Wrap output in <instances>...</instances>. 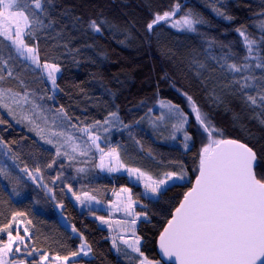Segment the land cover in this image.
I'll use <instances>...</instances> for the list:
<instances>
[{
	"label": "trees",
	"instance_id": "trees-1",
	"mask_svg": "<svg viewBox=\"0 0 264 264\" xmlns=\"http://www.w3.org/2000/svg\"><path fill=\"white\" fill-rule=\"evenodd\" d=\"M44 8L37 13L42 23L33 24L32 35L26 30L24 40L37 48L41 64L59 66L58 87L53 90L43 68L23 59L12 41L0 36V76L4 77L0 88L33 95L52 109L62 107L69 130L78 139L83 140L87 127L103 138L106 147L137 148L139 166L147 172L158 168L163 175H184L186 181L153 200L127 176L101 174L96 163L92 168L98 179L94 180L85 171L90 167L86 160L60 158L0 108V117L6 121L0 124V169L4 173L0 174V226L9 223L15 213H24L12 231L15 235L18 227L20 235L29 237L24 255L13 259L33 264L39 254H47L70 260L73 252L81 254L85 242L91 247V259L79 254L72 264H140L143 260L125 245H113V232L75 205L69 184L77 195L88 193L102 203L131 188L136 212L146 214L142 225L145 247L159 255V236L193 187L201 149L207 143L192 102L207 114L218 130L217 138L253 148L257 177H264V102L260 99L264 96V0H47ZM173 11L176 20L191 13L202 23L196 31H180L169 22L148 30L157 14ZM93 20L101 26L100 32L90 27ZM238 30L255 41L251 54ZM258 63L262 67H256ZM232 64L241 71L230 70ZM162 101L180 107L188 116L189 148L183 139L179 145L163 142L140 126ZM112 113L123 125L106 134L101 127L112 120ZM25 168L27 173L22 171ZM34 175L38 181H33ZM61 215L78 235L62 223ZM0 241L6 242V233H0ZM28 251L33 252L32 258L26 255Z\"/></svg>",
	"mask_w": 264,
	"mask_h": 264
},
{
	"label": "snow or ice",
	"instance_id": "snow-or-ice-1",
	"mask_svg": "<svg viewBox=\"0 0 264 264\" xmlns=\"http://www.w3.org/2000/svg\"><path fill=\"white\" fill-rule=\"evenodd\" d=\"M46 2L47 0H28V3L25 4L24 0H0V36L11 40L21 56H25L36 67L43 68L52 88L56 89L58 87L56 73L60 72L59 66L47 62L41 64L37 48L30 47L24 40L26 30H28V35H32L33 24L38 26L42 23L37 13L45 11L44 4ZM28 4L31 5V8L28 7ZM179 7L176 5L177 10ZM217 11L219 12L218 9ZM219 14L224 15L222 12ZM174 15V11L165 12L162 15L157 14L154 20L147 25L148 30L151 31L155 24L169 20ZM226 18L230 19V17ZM199 23L202 21L191 13L176 21V24L185 26L189 31H196V25ZM90 27L96 32L101 31V26L95 20L90 22ZM238 31L244 37L245 43L248 45V52L251 54L255 41L249 39L245 31ZM256 67H262V65L258 63ZM229 68L235 72L241 71V68L236 64L229 65ZM11 75L12 73L9 71L8 76ZM3 79L4 77L0 76V80ZM246 79L248 78L246 77ZM14 97H20V94L13 93L10 89L0 88V108L6 109L7 113L17 123L27 120L29 124H33L31 117L27 115L17 119L12 106L5 102L6 98ZM27 99L28 97L25 95L13 102H27ZM248 99L252 104H256L255 98L249 96ZM260 99L264 102V96H261ZM188 100L192 101V98L189 96ZM161 106L175 107L165 105L163 101ZM34 107L37 106L34 105ZM192 107L195 120L205 134L207 143L201 149L199 175L195 180V186L184 195L183 202L175 209L174 215L159 236L160 251L172 264H264V177H257L255 170L257 167L256 152L252 147L237 140L217 138L218 130L211 123L207 114L202 113L194 102H192ZM59 111L64 113L62 107ZM176 111L182 117L176 126L177 130H180L187 124V117L179 109ZM111 115L115 116L116 113ZM4 123L6 121L0 117V124ZM96 123L99 124L100 122L97 121ZM105 123L108 121L106 120ZM30 130H35L45 143L53 144L52 139L42 135L43 129L36 127L35 129L30 128ZM83 131L89 133V128L85 127ZM52 135H62V133H52ZM184 138L185 140L190 139L187 133H185ZM88 139L101 153L104 152V149L97 144L99 136L89 133ZM2 143L3 140L0 138V144ZM53 146L56 147L55 154L60 156V148L55 144ZM185 148H187V144H185ZM84 154V152L81 153V155ZM109 155H114L117 161L119 160L116 149H112ZM100 165L101 167L105 166L103 155L100 157ZM48 166L51 167L52 165L49 164ZM117 170V167H108V171ZM22 171L27 173L28 169L25 168ZM77 171H83V169H77ZM127 172L130 175L138 173L137 178L145 175L137 168H129ZM0 174H4L2 169H0ZM165 176L166 179L152 180L150 184L146 183L145 187L152 193L158 194L160 186L166 184L168 179L173 177L179 180L185 179L184 175H177L173 172H168ZM59 178L58 176L57 179ZM148 179L151 180V177ZM122 191L128 192L130 190L125 188ZM68 192L72 193L77 201H81V196L73 192L70 184L68 185ZM83 195L89 200L95 199L88 193ZM22 216L24 213L17 212L11 217L9 223L0 226V233H6V242L0 241V264H9L6 257L13 252V245H16V253L20 252L21 246L28 247L25 240L29 237L20 235L18 227L15 230V235L12 231L13 224L22 222L18 221L17 217ZM138 216L139 214H137ZM98 219L101 220V223H108L103 217ZM27 223L30 224L31 221H27ZM132 223L134 224L135 220ZM73 230L75 231V229ZM23 231L28 233L29 230L25 227ZM139 242L137 237L135 245L129 246L135 252H140L137 246ZM113 245L115 246V238H113ZM80 251L87 256L91 247L86 243L82 244ZM79 254V252H73L72 256L75 257ZM140 254L143 255V253ZM26 255L31 256L33 252L28 251ZM53 259L66 264L69 257L55 256ZM48 260L47 254H39V260L34 261L33 264H45ZM11 264H23V262L13 259ZM140 264H154V262L145 257Z\"/></svg>",
	"mask_w": 264,
	"mask_h": 264
},
{
	"label": "rangeland",
	"instance_id": "rangeland-1",
	"mask_svg": "<svg viewBox=\"0 0 264 264\" xmlns=\"http://www.w3.org/2000/svg\"><path fill=\"white\" fill-rule=\"evenodd\" d=\"M176 19L174 16L170 17L169 20L166 21H160V22H169L171 26L177 30H187L189 31L185 26L176 24ZM15 46V45H14ZM16 48V47H15ZM18 53V52H17ZM19 54V53H18ZM20 55V54H19ZM21 56V55H20ZM23 59L33 64L29 59H26L25 56H21ZM45 74L47 75L46 71L43 69ZM60 75V72L56 73V77L58 79ZM57 81V80H56ZM50 87L51 82L48 80ZM53 89V88H52ZM54 90V89H53ZM25 95H20V97H23ZM20 97H14V98H6L5 102L9 103L13 110L16 113L17 119H20L23 115H27L31 117L33 124H29L27 120H22L19 124L21 126H25L27 128H33L39 127L40 129H43L42 135H44L48 139L53 140V144H55L57 147L60 148L61 155L59 156L62 159L70 160L73 162H80L81 160H86L88 166L86 167L85 171L90 172L92 175V178L96 180L98 179V173H95L93 171V165L94 163L97 164L99 172L101 174H106L110 177L116 176V175H123L127 176L129 180L135 184L143 187L144 194L149 197L150 199L157 200L161 193L165 192L168 188L174 186L175 184H183L186 179L179 180L175 179L173 177L172 179H168L167 183L160 186L159 192L152 193L148 188L145 187L146 183H151L152 180H160V179H166V176L163 175L162 171L158 168H156L153 172H147L142 168V166H139V157L136 150L137 148L132 147L131 145H128V148L125 147V145L119 144L118 146H112V147H106L105 143L103 141V138L97 134L91 133L92 135L99 136V140L97 141V144H99L100 148L104 149V152L101 153L95 145L92 144V142L88 139L89 133H84L83 140L85 139L87 141V144L76 137L68 128L67 123V117L64 113H61L58 109L54 108L52 109L49 107L46 103L38 100L33 95H27L28 99L27 102H20V103H14V100H19ZM165 105H172L175 106L174 108L168 107V106H161V102L156 108L154 113H151L147 116V118L140 123V126L143 127L145 130L149 131L150 133L157 134L156 136L159 137L160 140L163 142H167L170 144H181V139H183L186 144L190 142L191 137L187 133V129L189 127V120L188 116L183 112V110L173 105L169 102L163 101ZM37 106V107H34ZM176 109H179L184 116L187 117V124L184 125L183 129L177 130V125L182 119L179 112L176 111ZM122 122L117 116L112 117V120L101 127V129L107 134L111 130H113L116 127L122 126ZM38 139L48 148L54 150L56 152V147L53 146V144L45 143L43 139L40 138V135H37V132L35 130H31ZM52 133H62V135H52ZM185 133L188 134L190 139L185 140ZM156 137V138H157ZM187 148L189 146L187 145ZM186 148V149H187ZM112 149H116V155H118L119 160L117 161L116 156L109 155ZM84 152V155H81V153ZM66 153V154H65ZM104 156V167H101L100 165V157ZM71 157V159H69ZM117 167V171H108V167ZM144 167V166H143ZM129 168H137L140 169L141 172L145 173L143 177H138V173L129 174L127 172V169ZM84 171V170H83ZM87 174V173H86ZM32 177H35L33 181H38V176L34 175ZM151 177V180L148 178ZM100 178V177H99ZM125 189V188H124ZM130 191H119L115 194L114 200L108 203H102L99 202L96 199L89 200L87 199L83 194L81 196V201H77L75 196L74 202L75 205L82 211L89 212L90 216L100 222V224L110 229L113 232V237L115 238L116 244H123L127 248H129L131 251L135 252L132 247L129 245H135V240L138 237L139 238V245H137L140 249V252L135 253H143L142 258L144 259L147 257L148 260H151L154 262V264H162V261L160 259V256L155 253H151L150 250L146 249L145 247V240L143 236V230L142 225L143 222L146 221V218L144 215H140L137 217L136 207L138 204L133 200L132 196V190L131 188H127ZM78 194L77 192H75ZM91 196L90 194H88ZM98 201V202H97ZM58 210L61 212L62 207L57 206ZM91 211V212H90ZM99 217H103L104 220L108 221L107 224L101 223V220L98 219ZM135 220V223L133 224L132 221ZM61 221L64 225L68 226L72 229L70 224L68 223L66 217L64 215H61ZM119 221V223H117ZM73 230V229H72ZM74 231V230H73ZM76 235L78 233L74 231ZM125 241H128V243H125ZM85 244V242L83 243ZM16 245H13V252L9 254V256L6 257V259L9 261V264H11L13 258L15 256L22 257L24 255V246H21V250L19 253L15 252ZM81 256H84L85 258L91 259V253L89 252L87 256L81 252ZM141 255V254H140ZM33 256H28V258H32ZM77 257H74L76 259ZM74 259L67 260L66 264H72ZM17 260V259H15ZM20 261V260H18ZM23 264H25L23 262ZM45 264H63L62 261H57L49 257V260L45 262Z\"/></svg>",
	"mask_w": 264,
	"mask_h": 264
},
{
	"label": "water",
	"instance_id": "water-1",
	"mask_svg": "<svg viewBox=\"0 0 264 264\" xmlns=\"http://www.w3.org/2000/svg\"><path fill=\"white\" fill-rule=\"evenodd\" d=\"M195 186V183L193 185V187ZM157 249H158V253H159V256H160V259L163 263L165 264H172L171 261H168L166 257L163 256V253L160 251V248H159V241H158V245H157Z\"/></svg>",
	"mask_w": 264,
	"mask_h": 264
}]
</instances>
